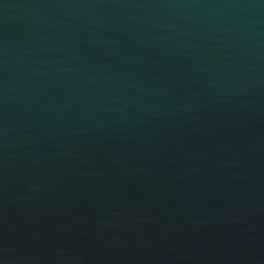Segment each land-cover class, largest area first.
<instances>
[{"label":"water","instance_id":"1","mask_svg":"<svg viewBox=\"0 0 264 264\" xmlns=\"http://www.w3.org/2000/svg\"><path fill=\"white\" fill-rule=\"evenodd\" d=\"M0 264H264V0H0Z\"/></svg>","mask_w":264,"mask_h":264}]
</instances>
